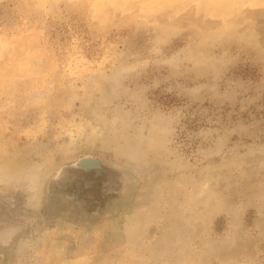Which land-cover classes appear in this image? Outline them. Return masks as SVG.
<instances>
[{
    "label": "rangeland",
    "instance_id": "rangeland-1",
    "mask_svg": "<svg viewBox=\"0 0 264 264\" xmlns=\"http://www.w3.org/2000/svg\"><path fill=\"white\" fill-rule=\"evenodd\" d=\"M0 264H264V0H0Z\"/></svg>",
    "mask_w": 264,
    "mask_h": 264
},
{
    "label": "water",
    "instance_id": "water-1",
    "mask_svg": "<svg viewBox=\"0 0 264 264\" xmlns=\"http://www.w3.org/2000/svg\"><path fill=\"white\" fill-rule=\"evenodd\" d=\"M87 162H91L92 164V167H90L89 169L97 168L98 170L104 171L106 175H110L112 178H114L113 181L110 182L105 181V178L103 176L100 178V192L102 197L107 194L122 192V185L126 179L125 172L119 168L109 166L101 158L90 154L79 156L68 163L60 165L53 174V182L58 183V181H61L64 176L69 174L74 178H81L82 185H86L87 180L84 173V169L86 168H83V166H85ZM78 170H81L82 173L77 172ZM96 175H98L97 172ZM71 198H73V196H71ZM79 202L81 204H84L86 203V200L79 199Z\"/></svg>",
    "mask_w": 264,
    "mask_h": 264
}]
</instances>
